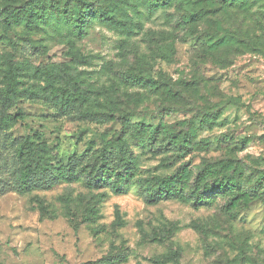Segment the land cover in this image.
Masks as SVG:
<instances>
[{"label": "rangeland", "instance_id": "374dc122", "mask_svg": "<svg viewBox=\"0 0 264 264\" xmlns=\"http://www.w3.org/2000/svg\"><path fill=\"white\" fill-rule=\"evenodd\" d=\"M84 1L0 0V264H264V0Z\"/></svg>", "mask_w": 264, "mask_h": 264}, {"label": "trees", "instance_id": "16d2710c", "mask_svg": "<svg viewBox=\"0 0 264 264\" xmlns=\"http://www.w3.org/2000/svg\"><path fill=\"white\" fill-rule=\"evenodd\" d=\"M79 1L81 3V6L75 5L73 14L70 17H65V15H63V18H65V21L71 22L72 29L75 32V34L78 36L82 33V31H84L85 17L89 13L85 10H82L83 8H89V4H87L84 0H79ZM206 1H211V0H206ZM235 1L238 2L237 7H242L243 9L245 5L248 6V4L251 3L253 0H224L222 5H227V4L232 5L234 4ZM255 1L257 0H254V2ZM161 2H163V0ZM165 4L168 5L167 0H165ZM155 7H157L156 4H154L153 8ZM50 10L54 11V8L50 6ZM207 10L208 8H205V10L203 11L205 12ZM211 12L215 13L216 11L211 10ZM202 17L203 15L200 13H191L185 16H181L179 19V23L188 27L189 25H194L195 21L202 19ZM7 78H8L7 86L4 89V91H2V94H1L2 99L5 102V104H8L10 103L11 100L16 99L19 94L18 85H17L18 82L15 78V74L12 73V70H9L7 74ZM46 84H47V87L53 90L52 81H50L49 78L46 80ZM44 90H46V88H44ZM28 91L31 92V90H28ZM51 97L54 100H59L60 96L59 94L52 92ZM59 101H60L61 107L65 106L62 98ZM125 120L127 121L128 119L125 118L123 121ZM27 144L28 146L24 148L25 151L21 153L22 155L21 157L23 158V160L29 163L28 167L24 169L20 177V181L23 185L22 186L23 188H26V186L30 184V182L32 181L31 179L33 178V176L39 173L40 169L41 171H43L44 168L49 167L47 158L42 156L39 153L38 149L31 148L28 142H26L25 145ZM119 152H121V149H119ZM120 162H122L121 166L124 169H126L128 172L131 171V168L133 167L132 162H130L129 160H120ZM62 177H64L66 180H69V181L78 180L77 177L73 176L70 170L65 172L62 175ZM89 181H90L89 182L90 185H92V187L94 188H99L101 185H108L114 191V193L124 192L125 187H127V183H128V182H125L123 184H120L118 182V179L113 178L112 174H107L106 171H102V170L101 172H96L93 178L89 177ZM176 183H180V180H174V183L172 184V186L168 188L164 186V184H162L161 182L155 181L152 183V181L150 180L149 181L143 180V184H140V188L143 191H146L150 188L153 189V191H150V193L146 195L145 199L147 202L156 203L158 200H161V199H176L177 197H179L178 193L175 190ZM155 188L161 189L160 193H157L156 191H154ZM219 188L220 189H218V191L221 192V191H224L225 186L219 185Z\"/></svg>", "mask_w": 264, "mask_h": 264}]
</instances>
